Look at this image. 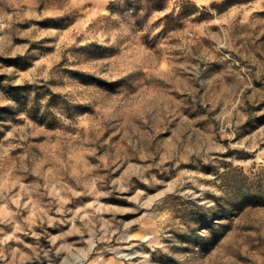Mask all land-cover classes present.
<instances>
[{
	"label": "rangeland",
	"instance_id": "374dc122",
	"mask_svg": "<svg viewBox=\"0 0 264 264\" xmlns=\"http://www.w3.org/2000/svg\"><path fill=\"white\" fill-rule=\"evenodd\" d=\"M0 0V264H264V0Z\"/></svg>",
	"mask_w": 264,
	"mask_h": 264
},
{
	"label": "trees",
	"instance_id": "16d2710c",
	"mask_svg": "<svg viewBox=\"0 0 264 264\" xmlns=\"http://www.w3.org/2000/svg\"><path fill=\"white\" fill-rule=\"evenodd\" d=\"M236 0H222L219 4H215L217 6L222 5V6H226V5H230L235 3Z\"/></svg>",
	"mask_w": 264,
	"mask_h": 264
},
{
	"label": "crops",
	"instance_id": "0c3cea01",
	"mask_svg": "<svg viewBox=\"0 0 264 264\" xmlns=\"http://www.w3.org/2000/svg\"><path fill=\"white\" fill-rule=\"evenodd\" d=\"M196 2H203V1H208V0H194Z\"/></svg>",
	"mask_w": 264,
	"mask_h": 264
}]
</instances>
